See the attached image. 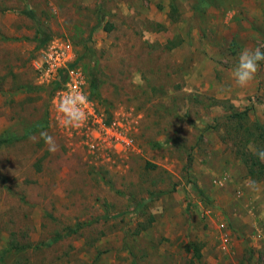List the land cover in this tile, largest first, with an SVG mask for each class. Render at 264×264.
I'll list each match as a JSON object with an SVG mask.
<instances>
[{
	"label": "rangeland",
	"instance_id": "1",
	"mask_svg": "<svg viewBox=\"0 0 264 264\" xmlns=\"http://www.w3.org/2000/svg\"><path fill=\"white\" fill-rule=\"evenodd\" d=\"M52 44L92 131L58 123ZM262 45L264 0H0V264H264V61L231 76Z\"/></svg>",
	"mask_w": 264,
	"mask_h": 264
},
{
	"label": "clouds",
	"instance_id": "2",
	"mask_svg": "<svg viewBox=\"0 0 264 264\" xmlns=\"http://www.w3.org/2000/svg\"><path fill=\"white\" fill-rule=\"evenodd\" d=\"M264 61V45L255 49L245 48L237 56V63L232 70L231 76L237 87H246L256 76L260 62ZM90 103L89 96L83 90L68 89L62 92L53 101V107L58 114V123L65 129L81 127L87 120L85 106ZM43 139L49 152L58 150L54 137L47 132L41 131ZM254 155L264 162V148L254 150ZM250 191H258V182L249 178L245 181Z\"/></svg>",
	"mask_w": 264,
	"mask_h": 264
},
{
	"label": "built area",
	"instance_id": "3",
	"mask_svg": "<svg viewBox=\"0 0 264 264\" xmlns=\"http://www.w3.org/2000/svg\"><path fill=\"white\" fill-rule=\"evenodd\" d=\"M54 43V42H53ZM58 44V43H56ZM70 46L69 45H50L45 50H42L40 55L35 60V68L41 75L48 76V73L56 72L58 73L60 70H64V73H66V83H65V90L68 89H75V90H82V80H83V74L78 69H71L70 67L67 68V65L69 62H72L70 59ZM64 90V91H65ZM60 90L57 93V97L64 92ZM92 103H89L85 106V110L87 112V120L84 123L87 127V129H90L95 125V123L99 122L98 117L96 115V110L94 109ZM110 129V130H109ZM101 130L104 132L113 130L112 128H106L105 125L102 124ZM113 131H120L118 129H115ZM115 144L118 143L120 147H128L132 144V139L126 138V137H117L115 138ZM93 149L94 147L91 146Z\"/></svg>",
	"mask_w": 264,
	"mask_h": 264
},
{
	"label": "trees",
	"instance_id": "4",
	"mask_svg": "<svg viewBox=\"0 0 264 264\" xmlns=\"http://www.w3.org/2000/svg\"><path fill=\"white\" fill-rule=\"evenodd\" d=\"M91 87H92V88H96V84H92ZM260 132L262 133V135H263V137H264V128H262ZM199 193L201 194L200 191H199ZM161 194H164V193H160V195H161Z\"/></svg>",
	"mask_w": 264,
	"mask_h": 264
}]
</instances>
